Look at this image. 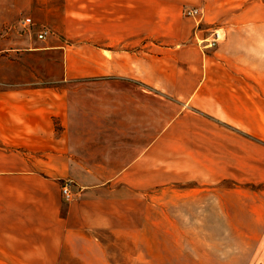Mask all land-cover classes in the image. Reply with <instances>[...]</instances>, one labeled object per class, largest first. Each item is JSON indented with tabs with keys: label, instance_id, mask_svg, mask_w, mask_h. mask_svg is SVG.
Returning a JSON list of instances; mask_svg holds the SVG:
<instances>
[{
	"label": "crops",
	"instance_id": "1",
	"mask_svg": "<svg viewBox=\"0 0 264 264\" xmlns=\"http://www.w3.org/2000/svg\"><path fill=\"white\" fill-rule=\"evenodd\" d=\"M203 1L0 0V264H134L152 219L264 203L259 47L201 48Z\"/></svg>",
	"mask_w": 264,
	"mask_h": 264
},
{
	"label": "rangeland",
	"instance_id": "2",
	"mask_svg": "<svg viewBox=\"0 0 264 264\" xmlns=\"http://www.w3.org/2000/svg\"><path fill=\"white\" fill-rule=\"evenodd\" d=\"M203 4L214 17L209 23L203 21L202 15L199 19L189 18L196 43L220 28L224 37L228 33L235 37L231 39L234 45L239 40L236 37L251 36L249 43L259 47L255 54L264 67V0H204ZM189 8L196 7L184 6L183 18H187L184 11ZM25 18L29 17L21 20ZM41 27L44 26L33 24L24 32ZM48 29L51 34L47 37L57 34ZM62 45L72 44L63 39ZM239 206L238 218L164 219L163 225L150 220L152 233L145 237L147 250L140 252L134 264H264V227L259 226L258 219L264 214V203L245 201Z\"/></svg>",
	"mask_w": 264,
	"mask_h": 264
},
{
	"label": "built area",
	"instance_id": "3",
	"mask_svg": "<svg viewBox=\"0 0 264 264\" xmlns=\"http://www.w3.org/2000/svg\"><path fill=\"white\" fill-rule=\"evenodd\" d=\"M187 18L199 19L201 12L198 8H189L184 11ZM20 30L24 31L33 26L30 18H25L19 21L16 25ZM51 32L46 27H41L38 31L37 38L40 40L45 39ZM222 39V33L219 29L212 30L209 35L200 39L198 45L203 49H215ZM60 195L64 203H71L75 199L76 192L74 184L71 180H65L60 185Z\"/></svg>",
	"mask_w": 264,
	"mask_h": 264
}]
</instances>
